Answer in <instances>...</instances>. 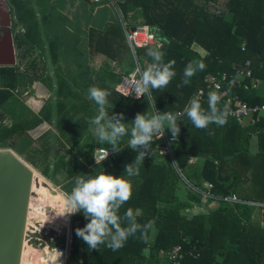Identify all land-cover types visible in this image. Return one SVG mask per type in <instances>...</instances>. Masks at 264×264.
Segmentation results:
<instances>
[{
  "label": "trees",
  "instance_id": "16d2710c",
  "mask_svg": "<svg viewBox=\"0 0 264 264\" xmlns=\"http://www.w3.org/2000/svg\"><path fill=\"white\" fill-rule=\"evenodd\" d=\"M215 2L124 0L115 3L122 15L128 10H139L143 25L160 42L158 49L134 50L142 70L153 63L147 55L149 49L163 51L165 64L175 61V77L166 88L153 91L159 112L180 115L196 85L200 94L195 101L209 112L205 101L209 90L204 78L231 74L232 68L243 67L245 61L250 62L251 77L230 89L222 84L223 92L236 94L248 106L264 103V96L252 85V80L264 81V0H226L220 11L209 12V4ZM35 30L36 23L32 21L23 34H17L16 64L0 67V148L21 155L44 179L59 186L64 195L71 192L78 175L95 176L103 172L116 177L123 175L124 166L131 164L137 155L128 148L131 121L137 113H151L150 101L147 104L143 96L133 99L116 93L114 85L118 75L111 71L90 75L82 63L65 67L61 75L55 74L52 85L45 75L41 55L31 42ZM110 31H113L110 36L120 34L118 25ZM108 32L90 34L88 46L92 53L99 52L113 60L117 52L102 48ZM193 45L198 50H193ZM68 52L80 56L77 49L60 53L57 44L49 41L51 63L58 59L65 63L64 54ZM201 62L206 65L204 70L197 69L188 84L183 85L186 66ZM37 82L53 91V97L43 100L38 113H33L19 97L22 93L31 96V87ZM242 84L247 86L245 90ZM91 87L110 93L105 106L110 115L123 114L129 133L120 140L123 150L119 153H113L108 144L98 141L96 133L90 132V129L95 131L91 121L99 114L98 105L88 98ZM5 121L9 124H4ZM177 124L188 140L187 145L180 137L171 141L170 159L157 154L156 147L161 142L154 137L149 155L138 165L139 174L124 176L132 184V195L119 209L121 226H127L123 217L131 208L134 213L138 210L135 213L138 224L143 226L151 221L152 227L137 231L119 250L112 251L104 245L91 250L75 232L88 220L82 212L73 214L69 221L70 242L65 264H161L163 260L158 252L176 245L185 253L182 264H264V227L258 231L248 228L247 206L222 202L225 206L206 213L193 212L189 216L181 213L183 209L199 207L200 194L196 190H204L203 184L209 185L208 193L219 199L240 190H253L264 196V119L246 128L226 120L223 125L211 123L207 128L198 129L186 116ZM252 134L258 140L253 156L248 151ZM164 136L171 137L167 128ZM106 148L111 155L100 164L94 163L95 151ZM185 150L194 156L201 155L195 158L200 164H190L192 157ZM183 180L195 190L186 188ZM187 252L196 257H189Z\"/></svg>",
  "mask_w": 264,
  "mask_h": 264
},
{
  "label": "clouds",
  "instance_id": "9594fccd",
  "mask_svg": "<svg viewBox=\"0 0 264 264\" xmlns=\"http://www.w3.org/2000/svg\"><path fill=\"white\" fill-rule=\"evenodd\" d=\"M147 55L153 60L146 70H138L139 79L129 83L128 91L123 94L127 97L133 95L136 99L143 96L148 104L150 101L151 113H137L131 121V138L128 148L136 151L134 161L124 166V174L116 177L110 174L78 175L75 178L74 187L71 192L65 194L64 210L56 214L65 220L70 215L82 212L88 220L84 227L75 229L76 235L81 238L91 250L99 249L101 245L112 251L122 248L129 237L134 236L137 231H146L152 227L149 221L141 226L136 222V214L129 208L124 213L123 220L127 222L126 227L121 226L122 218L118 215L119 209L131 198L132 184L124 176L132 177L139 174L138 165L143 164L146 155L151 151L152 143L163 137L167 128L171 133V140L178 139L180 127L177 124V115L173 113H162L156 109V99L153 91H159L167 87L175 77V61L163 63L164 53L161 50L149 49ZM206 65L202 62L196 66L188 64L184 70L183 85H187L189 78L196 74L197 69L204 70ZM107 90L91 87L88 90V98L98 105V115L91 121L95 125V133L100 143H106L111 147L113 153L123 150L120 140L128 135L129 129L123 122V114L112 113L106 110ZM218 97L214 93L209 94V112H205L195 99L185 109L181 116L186 118L198 129L207 128L211 123L223 125L225 120L218 114L216 104ZM109 155L108 148L102 150L99 159L94 156L97 164H100Z\"/></svg>",
  "mask_w": 264,
  "mask_h": 264
},
{
  "label": "crops",
  "instance_id": "0c3cea01",
  "mask_svg": "<svg viewBox=\"0 0 264 264\" xmlns=\"http://www.w3.org/2000/svg\"><path fill=\"white\" fill-rule=\"evenodd\" d=\"M123 1L124 0H103L101 2H93L91 0H9V3L14 7L13 18L17 34H23L32 21L36 23V30L32 34L31 42L36 51L41 55V60L44 62L45 75L49 77V82L54 85L55 74L61 75L64 71V67H72L76 63H82L83 66L88 68V73H90V75L100 72L105 73V71L108 73L111 71V73L118 75L117 77L119 78L132 71L134 59L125 42L124 30L125 27L133 28L134 26L143 25V20L139 10H128L125 15H122L115 3ZM214 1L216 2L209 4V12L217 13L220 11V9H218V4L221 2L224 4L226 0ZM0 17L4 18L2 13ZM117 25L120 28V34L110 36V33L113 31L108 32L109 29ZM106 31L108 34L106 39H104L105 43L102 42V48L103 50H107V48L109 50L114 49V51L117 52L113 60H109V58L102 53H92L88 46V43L91 42L90 34L93 32L103 34ZM49 41L57 44V50L60 53L62 51L64 52L66 49H68V51L77 49L80 56L76 57L68 52L66 55L64 54V57H66L65 63L59 61V59L57 62L51 63L48 55ZM41 42H46V49L43 52L38 50V46ZM192 49L198 50L194 45ZM16 61L15 53V64ZM48 66L55 67L51 76L47 73ZM252 83L255 89L260 93V96H264V81L254 80ZM31 89L42 101L45 100V98L53 97V91L50 92L43 83L37 82ZM38 111L36 113H38ZM239 126L246 128L250 125L244 124ZM257 144V137L252 134L248 140V151L251 156L256 154ZM189 163L200 164L195 158H191ZM37 178L39 177H35V179ZM39 181L41 184L44 182L42 177L39 178ZM183 184L186 185L187 182L183 180ZM186 188L195 190L188 184ZM203 189L204 190H196L200 194L199 207L195 209H183V215L189 216L193 212L202 214L225 206L218 196H212L208 193L209 185L203 184ZM234 194L240 201L264 205V196L259 195L253 190H240V192ZM246 210V217L248 218L246 225L248 228L252 229V231L262 229L264 227V209L257 206H247ZM42 225L44 226L47 224ZM50 225L54 226L53 223H50ZM65 249H67V246ZM50 264L54 263L50 261Z\"/></svg>",
  "mask_w": 264,
  "mask_h": 264
},
{
  "label": "water",
  "instance_id": "95a60500",
  "mask_svg": "<svg viewBox=\"0 0 264 264\" xmlns=\"http://www.w3.org/2000/svg\"><path fill=\"white\" fill-rule=\"evenodd\" d=\"M1 13L4 16V22L0 24V28L5 29V33L1 32V35H4L0 38V67H12L15 65L14 39L17 36V30L13 18L14 7L9 0H0V15ZM12 25L13 29H11ZM130 29L133 30V28ZM161 41L165 42V39L162 38ZM198 89L199 86L196 85L182 113L195 99ZM185 116L186 114L178 115L177 121ZM179 137L186 145L188 144L181 130ZM185 152L192 158L202 157L194 156L187 150ZM34 172L36 171L23 160L21 155L12 150L0 148V264H20ZM42 186L55 194L50 190L47 182L44 181ZM135 213L137 214L138 210H135Z\"/></svg>",
  "mask_w": 264,
  "mask_h": 264
},
{
  "label": "built area",
  "instance_id": "2783aa9c",
  "mask_svg": "<svg viewBox=\"0 0 264 264\" xmlns=\"http://www.w3.org/2000/svg\"><path fill=\"white\" fill-rule=\"evenodd\" d=\"M93 2H101L103 0H91ZM124 38L125 42L133 56L134 59V68L131 72L122 75L119 77L118 81L114 85V91L123 96L125 92L128 91L129 83L132 80L139 79L138 70H142L141 66L137 63L134 57V50L137 48H147V47H160V42L154 37V35L150 32L149 28L146 25H138L134 26L133 30L130 28L125 27L124 30ZM250 62L245 61L243 67H234L232 68L231 74L221 73L215 75H207L203 82L206 84V88L209 90L208 96L206 98V103L209 105V94L214 93L217 95L218 103L216 104V108L220 107L219 114H221L224 120H233L237 125H255L261 119L264 118V103L256 104L253 106H248L246 102L241 101L236 94H232L229 92H223L222 84H226L227 89L231 87H238L240 86V82L244 79H249L251 77V71L249 68ZM242 89H246L247 86L245 84L241 85ZM200 91L197 92L195 98H198ZM127 97H131L136 99L133 95H129ZM171 137H165L163 135L160 138L161 144L156 147V152L160 156H167L171 159L169 143L172 141ZM102 150H96L93 155V161L96 163L94 156L97 159L100 158L102 155ZM111 153L109 152L110 156ZM107 156V157H108ZM220 201L227 204H241L245 206H252V207H260L264 209L263 204L254 203V202H243L240 201L234 194L230 193L224 197L220 198ZM67 238V249L65 252L67 253L68 245L70 242V235ZM184 254L181 247L176 245L168 250L159 251L158 256L163 260V264H182V260ZM189 257L195 258L196 254L191 252L186 253Z\"/></svg>",
  "mask_w": 264,
  "mask_h": 264
},
{
  "label": "rangeland",
  "instance_id": "374dc122",
  "mask_svg": "<svg viewBox=\"0 0 264 264\" xmlns=\"http://www.w3.org/2000/svg\"><path fill=\"white\" fill-rule=\"evenodd\" d=\"M222 6L223 3H219L218 9L221 10ZM13 28L14 26L12 25L11 29ZM45 49L46 42H41L38 46V50L43 52ZM54 68L47 67V73L50 76ZM133 68L134 66H132V69ZM252 82H254V80H252ZM32 86H35V84ZM19 98L23 101L24 106L33 113H36L41 106L42 99L37 97L34 91L31 96L22 93ZM4 124L8 125L9 121H5ZM88 128H90L89 125ZM90 132L92 134L95 133V131L91 129ZM33 174L34 179L32 180V185L34 192L30 195V209L23 236L24 253L21 264H50V261L54 264H65V248L68 240L67 238H69L68 230L71 215L67 220L56 216V214L64 210L65 195L60 190L59 186L43 178V180L47 182L50 190L56 192L55 194H51L49 189L43 187L39 181L41 175L37 171ZM35 177L39 178L35 179ZM179 198L182 199L183 194H181ZM181 213L183 214V211H181ZM50 223H53L54 226L50 225ZM42 224L47 225L43 226ZM161 264H163V262Z\"/></svg>",
  "mask_w": 264,
  "mask_h": 264
},
{
  "label": "bare ground",
  "instance_id": "6f19581e",
  "mask_svg": "<svg viewBox=\"0 0 264 264\" xmlns=\"http://www.w3.org/2000/svg\"><path fill=\"white\" fill-rule=\"evenodd\" d=\"M33 179H34V174H33ZM31 192L33 193V185L31 186ZM51 192V191H50ZM56 193V192H55ZM51 194H54V193H51ZM31 198V197H30ZM29 209H30V199H29V203H28V212H27V219H26V222H28V216H29ZM27 224V223H26ZM27 228V227H26ZM23 253H24V245L22 247V252H21V259H20V264L22 262V256H23ZM61 260V259H60Z\"/></svg>",
  "mask_w": 264,
  "mask_h": 264
},
{
  "label": "flooded vegetation",
  "instance_id": "af4514ba",
  "mask_svg": "<svg viewBox=\"0 0 264 264\" xmlns=\"http://www.w3.org/2000/svg\"><path fill=\"white\" fill-rule=\"evenodd\" d=\"M3 22H4V18H1V17H0V24H2ZM1 32H2V33H3V32L5 33V29L0 28V38H3V35H4V34L1 35Z\"/></svg>",
  "mask_w": 264,
  "mask_h": 264
}]
</instances>
